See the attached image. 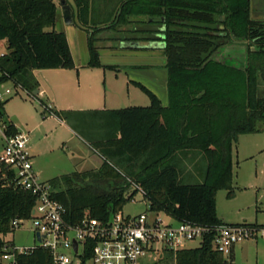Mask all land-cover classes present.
I'll use <instances>...</instances> for the list:
<instances>
[{"label":"trees","instance_id":"1","mask_svg":"<svg viewBox=\"0 0 264 264\" xmlns=\"http://www.w3.org/2000/svg\"><path fill=\"white\" fill-rule=\"evenodd\" d=\"M90 2L75 0L79 21L88 28L87 65L117 66L101 62L94 44L98 31H111L112 40L159 41L166 58L167 104L132 81L147 94L149 105L82 111L88 118L73 110L55 112L87 136L104 160L90 173L66 176L65 189H59V178L53 179L52 197L66 207L71 223L85 214L107 220L138 191L125 196V178L130 177L152 212L206 226L224 223L217 217L215 193L231 188L232 145L241 134L264 130V16L250 15L251 0H122L105 24H89ZM56 9L54 0H0V42L6 48L0 56V82L19 83L33 69L75 67L65 33L54 29ZM235 43L244 44L240 63L217 57L221 48ZM0 119L8 123L9 133H16L5 119L3 102ZM201 156L202 181L183 182L182 160ZM72 179L76 183L68 182ZM34 202L0 164V253L13 245L3 240L15 229L12 221L30 218ZM168 253L173 264L228 262L213 249L210 234L197 246ZM89 257L88 252L82 264ZM16 264H52V257L36 247L18 254Z\"/></svg>","mask_w":264,"mask_h":264},{"label":"rangeland","instance_id":"2","mask_svg":"<svg viewBox=\"0 0 264 264\" xmlns=\"http://www.w3.org/2000/svg\"><path fill=\"white\" fill-rule=\"evenodd\" d=\"M121 1L91 0L89 24L101 20L105 24L107 19L112 16L111 12H116ZM54 3L59 8L58 0H54ZM250 15L254 18H260L264 15V0H251ZM50 28L47 27L46 29ZM54 29L65 33L71 53H75L77 56L78 64L74 59L75 65H82L88 59L87 33L76 25L62 26L59 23H55ZM112 35L114 36L115 34L108 30L98 31L94 35L96 38L94 44L101 53L100 60L105 57L102 53L116 43L115 40L108 39ZM145 51L143 50V52ZM244 51L245 48L242 44H227L221 48L218 56L216 54L215 56L240 63L243 60ZM1 52L3 54L6 53L3 41L0 42ZM156 52L154 56H156L157 60H160L162 54L158 53L161 52V49ZM94 72H98V75L91 76L89 82L92 87L99 88L102 99H104L101 103L83 102L82 96L90 92L85 83L80 85L81 99L77 98V92L75 91L77 78L75 73H72L73 79L70 81V85L67 82L64 85L68 89L59 90V93L47 79H41V84L43 87L49 88L53 93L56 103L59 105V111L71 109L76 111L78 116L85 118L91 115L82 111H90L103 104L109 109L149 105L150 99L147 94L134 84L128 83L129 79L139 81L147 88L151 87L157 92L162 104H167L165 82L167 71L163 64L153 67L141 66L140 69L129 66L103 67L99 71ZM35 79L36 76L28 74L19 83L14 79L1 81V91L6 88L11 89V93L3 101V111L8 119L18 124L19 130L28 132L29 152L32 156L33 167L39 177L38 179L51 187L53 185L52 180L59 178V189H65L66 185H68L66 176H72L73 173H90L100 166L104 158L88 142L87 136H84L82 132L78 133L76 137L64 125H60L57 118L52 117L43 120L44 113L42 114V112L44 111V106L40 102L45 101L46 97L42 94L34 93L37 88L31 89ZM50 104L53 109H56L54 104ZM107 162L113 166V160H108ZM204 164L205 161L202 156L193 160H182L180 166L182 181L185 183L201 182L202 178L199 175V169L203 168ZM231 170V188L219 189L215 193L217 217L224 223L247 222L264 224V130L259 133L241 134L238 136L237 141L233 143L231 148ZM125 181L129 185L125 192L126 196L133 192L137 184L130 177H126ZM211 181L212 178L210 177L208 183ZM68 182L70 184L76 183L73 179ZM120 211L123 215L131 216L141 212H152L140 190L122 206ZM158 215L164 222L169 221V218L164 213L158 212ZM3 240L20 247L36 245L37 239L33 231L31 218L22 219L19 226L6 234ZM257 241V243L254 240L247 241L244 250L242 249L244 248L243 244H238L235 247L233 260L229 261L230 258H228L227 264H251L255 249L258 250V254L264 263V239ZM198 243L199 239H195L189 242L188 246H197ZM158 246L160 245L158 244ZM160 252L161 250L159 249L158 253H151L147 260L156 259L153 264H173L168 259V252ZM86 264H92V262L87 261Z\"/></svg>","mask_w":264,"mask_h":264},{"label":"built area","instance_id":"3","mask_svg":"<svg viewBox=\"0 0 264 264\" xmlns=\"http://www.w3.org/2000/svg\"><path fill=\"white\" fill-rule=\"evenodd\" d=\"M10 93L9 88L0 90V104ZM0 140V164L12 171L16 187L35 198L30 218L37 239V244L31 247L4 246L0 264H16L18 254L31 252L36 247L50 252L52 264H82L88 252L90 257L84 264L87 261L92 264H153L156 259L147 260L151 253H158L159 249L160 253L175 252L208 234L212 235L213 249L229 258L235 245L264 239V224L240 222L206 226L177 221L167 215L169 221L164 222L157 212L131 216L117 211L107 220L85 214L78 222L71 223L66 218V207L52 197L51 187L41 182L33 170L27 134L9 133L8 123L0 119ZM135 188L142 192L138 185ZM21 220H13V228H17Z\"/></svg>","mask_w":264,"mask_h":264},{"label":"crops","instance_id":"4","mask_svg":"<svg viewBox=\"0 0 264 264\" xmlns=\"http://www.w3.org/2000/svg\"><path fill=\"white\" fill-rule=\"evenodd\" d=\"M104 27V25H103ZM85 33H87L85 31ZM120 37V36H119ZM118 37L115 44H113L109 50H116V51H126L122 52L120 54H114V55H109V57H107V55L104 57L105 58V62L104 64H114L119 66H129V67H133V68H138L140 69L141 66H155L158 64H163L162 62V58L160 60L156 59V56H154V54H133L132 52H137V51H157L159 49L162 50V48L158 43H144V42H140V43H132V42H128V41H123L120 40V38ZM116 45V46H114ZM111 56V57H110ZM110 58H114L113 60H130L129 62H119V63H109L108 60H110ZM146 60H150V61H146ZM101 68L103 67H91L88 66L87 64H82L79 66H76L74 68L71 69H66V68H48V69H33L31 74L36 76L35 79V88H37V92L38 94H42L44 95V97H46L45 101L40 102L42 106H44V111L42 112V114L44 113L43 116V120L47 119V118H52L55 117L58 119L60 125H64L67 129H69L72 133V135H75L77 137V133L71 128V126L64 120L59 118V116L55 113V112H59V105H57L56 103V99L53 95V93L49 90V88H47L46 86H42L41 84V79H47L49 82H51V84L54 85V88L57 89L58 93L59 90H66L68 89V87L64 86L66 84V82L68 83V85H70V81L73 79V74L75 73V76L77 78V87H75V91L77 92V98L81 99V95H80V85L82 83L86 84V87L88 88V91H90L89 93L85 94L84 96H82V100L83 102H97V103H101L103 102L104 99H102V96L100 94V90L98 87L94 88L92 87V84H90L89 79L91 78V76L93 75H98V72H94V71H99ZM128 83H132V81L135 82H139L136 80H132L129 79ZM165 82H167V76H166V80ZM133 84V83H132ZM94 88V89H93ZM151 91H153L156 95L157 92L152 89L151 87H149ZM93 89V90H92ZM75 93V92H74ZM158 96V95H157ZM159 98V97H158ZM160 99V98H159ZM161 103L162 100L160 99ZM54 104V106H56V109H53V107H51V104ZM94 109H103V110H107L109 108H107L104 104L100 107H96ZM67 110H71V109H67ZM5 116V113H4ZM5 119L12 123V125L15 127L16 132L17 133H24L27 134V136L29 135L28 132H22L21 130L18 129V124L12 122L10 119H8L7 116H5ZM29 141V140H28ZM2 145V141L0 140V148ZM28 149H30V146H28ZM30 153V152H29ZM31 156V154H30ZM31 162L32 161V156H31ZM32 167H33V163H32ZM33 170L36 174V170L33 167ZM37 178L38 175L36 174ZM258 241L256 240L255 243H257ZM14 245V243H13ZM245 244H243L242 248L243 250L245 249ZM237 245H235L232 249L231 255H230V260L234 258L235 255V247ZM251 264H264L261 257L258 254V250L255 249L254 252V257L253 260L251 261Z\"/></svg>","mask_w":264,"mask_h":264},{"label":"water","instance_id":"5","mask_svg":"<svg viewBox=\"0 0 264 264\" xmlns=\"http://www.w3.org/2000/svg\"><path fill=\"white\" fill-rule=\"evenodd\" d=\"M59 2V8L56 9V18H55V23H59L61 24L62 26L63 25H67V26H72V25H76L79 29L83 30V31H87L88 28L84 25H82L79 21V18H78V7H77V4L75 3V0H58ZM62 30V29H61ZM63 32V31H61ZM69 45V44H68ZM116 46V45H114ZM70 48V47H69ZM71 52V50H70ZM122 52H125L126 51H116V50H105L102 54L103 55H107L109 57V55H114V54H120ZM133 54H155L157 53L156 51H137V52H132ZM99 54L101 55L100 51H99ZM158 54H162V62L165 63L166 61V58H165V52L164 50H161L160 53ZM156 54V55H158ZM72 55V58L73 60L75 59L76 63L78 62L77 60V56L75 53H71ZM114 58H110V60H108L109 63H119V62H129L130 60H113ZM89 60V54H88V59H86L84 61L83 64H87ZM146 61H150V60H146ZM102 63L105 62V58L103 60H101ZM75 63V62H74ZM78 64V63H77ZM149 89V88H148ZM166 89H167V82H166ZM150 90V89H149ZM37 92V89L34 90V93ZM153 92V91H152ZM154 93V92H153ZM155 94V93H154ZM157 96V95H156ZM158 97V96H157ZM38 236V234H36ZM74 249H76V243H74Z\"/></svg>","mask_w":264,"mask_h":264},{"label":"flooded vegetation","instance_id":"6","mask_svg":"<svg viewBox=\"0 0 264 264\" xmlns=\"http://www.w3.org/2000/svg\"><path fill=\"white\" fill-rule=\"evenodd\" d=\"M264 16V15H263ZM221 19H223V16H221ZM140 42H144V43H158L159 41H151V42H147V41H140ZM159 45H160V47L162 48V50H163V46H164V44L163 43H160L159 42ZM243 46H244V44H242Z\"/></svg>","mask_w":264,"mask_h":264}]
</instances>
